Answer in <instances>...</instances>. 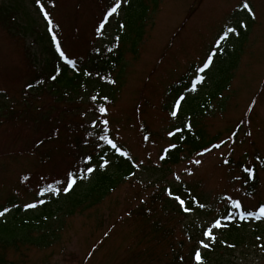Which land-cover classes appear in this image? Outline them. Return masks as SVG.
<instances>
[{
  "label": "trees",
  "instance_id": "1",
  "mask_svg": "<svg viewBox=\"0 0 264 264\" xmlns=\"http://www.w3.org/2000/svg\"><path fill=\"white\" fill-rule=\"evenodd\" d=\"M45 2L50 5L53 0ZM156 3L154 0V7H149L147 0H141L137 4L124 5L120 17L112 22L114 31L108 40L105 39L104 31H101V23L105 21L104 17L113 5L103 2L99 12H88V15L92 16L93 27L88 26V18H85L88 30L85 31V37L90 36L83 42L82 52L71 58L75 61L72 65L75 70L59 65L53 46L46 41L45 25L39 24L41 27L38 30L35 20L26 13L25 0H10L9 4L0 5V25L6 31L13 27L14 31L8 36L14 35L18 49H23V56L16 68L15 81L18 89L12 91L7 87V93H0V133L4 137L8 136L9 140L12 134H17L20 142L26 138L32 140L29 148L9 149L4 155H11V152H30L36 155L40 153L52 159V171L55 172L51 176L50 184H54L57 179L63 180L67 171L74 170L78 176L86 177L78 179L67 193L63 192L61 187L59 194H56L57 198L50 203L44 200V203H37L34 209L27 211L15 206L0 217V248H13L20 253V260H24L22 246L43 249L60 244L61 232L67 227V218L75 215L85 217V213L91 209L95 210L123 184L133 189L132 195L127 199L128 205L121 207V212L113 218L109 217L108 224L107 218L104 221L100 213L94 216L96 223L106 228L105 233L108 230L115 233V229L124 222L129 225L128 241L121 242L120 248L115 249L109 258L108 251L105 252V264H108V260L115 261L111 264H198L195 260V250L201 248V239L210 244L208 249L201 248L203 264H245L244 259L247 256L264 258V217L259 220L254 217L240 220L237 217L232 221H224L228 227L214 230L215 242L205 239L202 229L204 220H207V212L198 207V203L203 204L204 200L200 192H190L188 189L191 188L184 185L175 187L171 192L156 185L158 180H150V177L147 180H138L136 175L139 167L135 158L129 155L121 156L99 140V136L103 134L100 120H108L110 138L111 125L117 120L113 118L115 111H120L119 117L123 119L126 127H132L133 123L137 122L138 133L147 139L168 136L169 131L191 124L190 130L184 128L181 133L167 137L169 139L166 147L171 144H176L177 147L170 148L166 158L161 160L159 166H164L176 163L183 151L187 152V156H191L203 148H208L222 133L220 130L213 134L208 132L206 114L211 102L221 92L230 88L233 81V71L237 68L238 58L245 49L246 33L242 28L229 35L228 42L232 50L226 48L227 58L224 54L217 57L208 80L197 83L195 91L187 87V92L179 93L184 99L181 101L178 118H173L170 114L171 107L179 98L177 94L172 96L174 100L171 98L166 102L164 99L157 110L149 101L151 91L154 95L159 89L157 84L153 83L154 80L150 81L151 77L157 70L163 67L166 69L165 61L161 64L163 54L152 64L144 78L148 92L145 97L141 91L136 103L122 104L120 93L126 79L128 63L139 57V49L145 43L148 31L146 27L150 29L155 22L151 17L158 8ZM235 22L238 24V20ZM26 36L34 38L33 44H38V40L46 41L44 46L40 44L41 50L48 54L42 64H39L31 52ZM57 36L62 37L59 34ZM57 67L60 69L58 75ZM85 72L91 75H85ZM53 75H56L55 80L51 79ZM11 91L15 93L16 98L10 97ZM189 93L193 94L188 95ZM93 96H96L95 101L92 100ZM133 102L132 99L131 103ZM101 105L107 109V115L101 116L99 113ZM168 112L170 119L167 120L165 128L153 131L151 121H147L145 115L153 113L162 121L164 114ZM93 120L97 121L95 128L92 127ZM89 132H92L91 136L88 135ZM181 136L184 139H180ZM230 136L235 139L232 133ZM0 140L3 142L5 139L1 137ZM44 145L46 149L42 148ZM88 154L93 157L88 166L96 169L91 174H86L84 167ZM100 156L109 160L104 168L98 167V164L102 163ZM262 161L264 162V159L260 160L261 167ZM239 167L242 175L241 188L246 194L257 195L259 177L256 164L249 166L246 162L239 161L236 169L239 170ZM246 168L251 170V178L249 172L244 170ZM176 196L185 200V206L194 212L190 215L185 213L175 199ZM193 196L198 203H187ZM10 205L8 203L9 207H6L10 208ZM260 205L243 209L258 214ZM2 210L3 208H0V211ZM224 211V215H227L226 208ZM187 217H192V220L187 221ZM85 225L89 230L96 228L94 222ZM106 241L98 239L89 245L80 264H88L90 257L97 251L104 250ZM122 250L125 253L120 256ZM0 264L22 262L19 259H7L2 252Z\"/></svg>",
  "mask_w": 264,
  "mask_h": 264
},
{
  "label": "rangeland",
  "instance_id": "2",
  "mask_svg": "<svg viewBox=\"0 0 264 264\" xmlns=\"http://www.w3.org/2000/svg\"><path fill=\"white\" fill-rule=\"evenodd\" d=\"M99 0H53L50 5L43 0L45 11L50 15L53 22V31L56 34L61 35L67 42L68 49L70 51V57L75 58L83 48V42L89 39L85 37V31L87 24L84 21L88 18V26L93 27L91 23L92 16L88 15V12L93 11ZM141 0H132L131 4H137ZM143 1V0H142ZM145 1V0H144ZM10 0H0V5L9 4ZM149 7L152 6L154 0H147ZM157 2V10L152 14L151 19L155 22L153 25L147 28L145 35V43L139 49V57L137 60L130 61L128 63L126 79L121 89V102L122 104L130 105L136 103L139 99V94L142 91L143 95L148 93L146 90L145 76L149 72L152 64L158 60V57L164 52V48L167 44L170 45L171 41L176 37L172 51L166 59V69L164 67L159 70L156 77L152 76L151 80H157L164 82V79L170 78L174 75V70L180 71L182 69V63L185 59L192 56L193 52L199 53L202 49L207 50L206 44L212 42L217 31L211 34L210 29L213 27L214 22L218 25L224 23L227 18H234L238 12L237 10H229L232 6L239 3H244L245 0H155ZM247 3L253 9L256 15V21L250 27L248 38L246 40V46L242 53L239 68L233 79L234 90H226L227 101L225 102V109L227 112L224 116H213L211 121L216 125L206 127L210 134L216 132L221 128V136L227 134L225 125L226 119H231L234 123L236 119L244 113V109L252 102L254 107L252 108V114L255 117L257 125L264 128V80L262 78L264 74V0H247ZM37 5V3H36ZM35 5V0H25L26 13L35 20L36 27L40 29V25L44 24V18L40 8ZM151 11V10H150ZM120 10L115 13L110 22L118 16ZM190 13V14H189ZM193 13V14H192ZM254 13L250 16V19L246 20L247 26L253 22ZM122 13H120L121 15ZM27 14H25L26 16ZM192 15V16H191ZM28 16V15H27ZM188 16L187 21L184 22L185 17ZM184 17V18H183ZM22 18V16H21ZM246 18V12L239 15L237 19L243 20ZM40 24V25H39ZM46 27V35L49 42L52 41L51 33L48 31V22L44 24ZM58 26V27H57ZM106 26V25H105ZM184 26H186L184 28ZM184 28V29H183ZM179 29V30H178ZM183 29V30H182ZM219 32H224L225 29ZM6 31L2 25H0V87L2 85L8 87L12 91L18 89L17 82V70L16 67L20 63V56L15 44L16 38L8 37L9 33H12L13 27H9ZM113 25L106 26L105 39L108 40L112 36ZM175 34V36H173ZM88 33L86 32V36ZM168 39L170 42L167 43ZM32 38L28 37L26 42L30 45L31 51L37 56V61L42 63L43 59H47L41 52V46L39 44H33ZM100 41V39H99ZM101 42V41H100ZM102 43V42H101ZM23 51L22 48H19ZM187 49V50H185ZM171 53L174 56L172 59ZM206 54V53H205ZM204 54V55H205ZM129 58V57H128ZM185 58V59H184ZM199 59V57H197ZM191 65V62H186L183 67L186 69ZM143 87V89H142ZM145 89V90H144ZM10 92L12 98L15 97L14 92ZM234 96V100L233 99ZM152 104L157 109L160 104L157 102V98L154 97L152 91L150 97ZM133 99V103L132 102ZM233 105V106H232ZM120 111H115L113 118H117L116 122L111 125L112 137L119 145L126 147L131 151L132 155L137 159L143 161L141 164L142 171L138 173L141 179L146 178L157 179L162 186L170 185L174 186L179 182L192 183L196 181L200 183L199 188H202L209 197L207 202L214 204L216 202V196L219 192L225 191V170L222 169L219 164L221 163L220 155L228 157L229 155L237 157L242 152L243 144L237 145V141L241 138V133L238 134L234 150L229 151V146L226 143L219 149L200 156L196 160H200L197 164L195 161H181L176 165H172L165 171L154 170L156 156L159 149L166 144L167 140H159L157 143L149 144V151L146 153V148L140 143L139 136L135 126L126 127L123 119L119 117ZM146 120L151 121V125L155 129H160L166 125L165 121H159L153 113L145 115ZM253 125V123L251 124ZM252 136L257 137L255 129L251 127ZM215 135V134H214ZM5 140L0 142V203H6V200H13L14 204L31 201L34 198V193L31 196H27L26 189L29 186H34L37 183V178L33 175L42 174L41 179L46 180L45 176H53L55 170L51 171L52 159L46 161L45 158H40L25 152L22 157L15 160H9L5 154L9 149H19L21 147L26 148L31 146L32 140L25 139L19 140L17 134H12V138L9 140L8 136L4 137ZM245 139L247 137L245 136ZM1 141V140H0ZM40 150V148H39ZM2 155V156H1ZM148 159V161L145 160ZM12 163L10 164V162ZM8 164H10L8 166ZM28 168L27 179H23L21 176V170L26 172ZM39 171V172H37ZM49 172V175L45 173ZM179 177V179H177ZM232 190L234 189L231 186ZM231 188L226 189L227 192H232ZM133 189L127 184H123L117 191H115L108 199L104 200L95 210H90L85 213L84 216H72L66 219L67 227L61 232L60 244L56 246H50L45 249H38L35 247L27 248L22 246L23 258L20 260V253L13 248H0V253H4L7 259L18 260L22 264H80L81 260L85 257L89 245L94 244L96 239H99L104 227L100 226L95 221V215L100 213L104 221L106 219L109 223V217L121 212V207H126L127 199L132 195ZM145 197L146 195H142ZM50 198L49 193L45 196ZM25 202V203H24ZM138 203V202H137ZM136 203V204H137ZM213 217V215L211 214ZM209 218H207V221ZM95 223L96 228L89 230L85 224ZM93 225H91L92 227ZM129 236V225L124 222L120 227L115 229V233H112L109 240L105 242L104 250L98 251L92 257V260L88 264H99L103 258L105 252L108 251V258L115 249L120 248V243H126ZM179 236V235H178ZM177 241V239H175ZM103 246V247H104ZM124 250L121 251L120 256L124 255ZM87 264V262L85 263ZM245 264H264V259L259 257L247 256Z\"/></svg>",
  "mask_w": 264,
  "mask_h": 264
},
{
  "label": "snow or ice",
  "instance_id": "3",
  "mask_svg": "<svg viewBox=\"0 0 264 264\" xmlns=\"http://www.w3.org/2000/svg\"><path fill=\"white\" fill-rule=\"evenodd\" d=\"M128 0H123V3H127ZM37 5L40 7V11L43 13L44 19L48 22L49 28L48 31L52 34L51 35V39L53 44L55 45V50L56 52L59 54V58L63 61H65L66 64L68 65H74L75 61L70 59L68 56L65 55V52L62 50L61 48V43L57 37V34L53 31V22L50 18V15L47 11H45L44 5L41 4V0H36ZM121 7V0H114L113 6H111L107 13L106 16L104 17L105 20H107V18L109 16H112L114 13H117L118 9ZM244 9H248V11L251 13V9L247 3V0H245V2L243 3L242 6ZM240 26H244L242 23ZM58 27V26H57ZM101 27H103V24H101ZM121 27H123V25H121ZM99 30V29H98ZM236 32V28L234 27H228L222 35L219 36V38L215 41V47L211 50V52L208 54L207 59L202 63V66L200 67H196L193 71V78H190V83L192 85V88L190 89L191 91H195V86L197 83L202 82L204 80V76L203 75H199V73H203L206 69L209 68L210 64L213 61V57L216 55V51L217 49H221V44L223 41H225L227 39V37L229 36V34L231 33H235ZM59 67H57L56 72L57 75L59 74ZM85 75H91V73L89 72H85ZM51 79L55 80L56 79V75L51 76ZM29 87H31V85H29ZM184 99V96L181 94L179 96L178 99L175 100L172 109H171V116L173 118H178V112L180 110V106H181V101ZM92 100L95 101L96 100V96L92 97ZM99 113L101 114V116L107 115V109L101 105L98 109ZM100 123L103 125V129H102V133L99 136V140L103 141L105 144L109 145L114 152L119 153L121 156H128V153L121 151L120 146H118L112 139L109 138V134H108V120L106 119H101ZM97 124L96 120L92 121V127L95 128ZM184 128L187 129H191V124H185L183 126V128L181 127H177L175 128L174 131H169L168 132V136L169 137H173L175 136L177 133H181ZM89 136L92 135V132L88 133ZM234 135V134H233ZM145 139H147V137H145ZM180 139H184L183 136L180 137ZM221 143H224L223 141H221ZM177 145L176 144H171L169 145V147H165L163 149V153L162 155H160V160H164L166 158V155L169 153L170 148H176ZM220 147V143L218 144H214L212 145V148H219ZM211 151L210 148H204L203 152L198 153V155H203L205 152H209ZM131 158V157H129ZM93 160V157L91 154L87 155V159L85 162V169H86V174H91L93 173L96 169L94 167H90L88 166L89 163H91ZM99 160L102 161V163L98 164L99 168H104L106 165H108L109 160L105 159L104 156H100ZM141 163H143V161H141ZM195 163L199 164L200 160H196ZM225 163H227V161H225ZM136 166V165H134ZM245 171L249 172V178H251V170L250 169H244ZM86 178L84 175H80L78 176L76 171H67L66 175L64 177L63 180L61 179H57L54 181V184H47L46 187H42L39 190V195H43L44 193L47 192H51L52 194H59L61 187L63 192L67 193L69 192L73 185L77 182L78 179H83ZM25 179H27V177H25ZM177 179H179V177H177ZM66 184V186H64ZM175 199L179 202L180 207L182 208V210L185 213H189L191 212V208L186 205V201L181 199L179 196H176ZM226 199H228L230 201V207L226 208V212L227 215H221L220 217H216L213 218V221L211 222L210 226H207L205 228L202 229V235L205 239H208L212 242H215V235L214 230L215 229H222V228H226L228 227V224L225 223L224 221H232L234 219H236L237 217H239L240 220H247L249 217H254L255 219L259 220L262 217H264V204H261L259 206V210H258V214L254 213L253 211H249V210H244L242 208V205L240 203L239 200L236 199H232L231 197H226ZM45 201L43 199H40L38 201V203H44ZM187 203H198L196 201V198L193 196L191 198V201L187 202ZM37 206V203H26L24 204V208L25 209H29V208H35ZM198 207L200 208H204V204H200L198 203ZM10 209L5 207L3 208L2 211H0V217L4 216L5 213L9 212ZM199 244L201 246V248L203 249H208L210 247L209 243H205L204 239H201L199 241ZM201 248H197L195 250V260L198 262V264H203L202 261V256H201Z\"/></svg>",
  "mask_w": 264,
  "mask_h": 264
}]
</instances>
